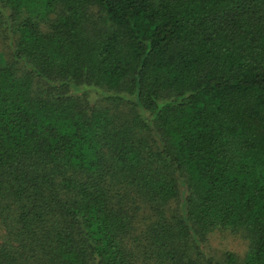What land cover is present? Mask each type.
Returning a JSON list of instances; mask_svg holds the SVG:
<instances>
[{"label":"trees","instance_id":"trees-1","mask_svg":"<svg viewBox=\"0 0 264 264\" xmlns=\"http://www.w3.org/2000/svg\"><path fill=\"white\" fill-rule=\"evenodd\" d=\"M0 264H264V0H0Z\"/></svg>","mask_w":264,"mask_h":264},{"label":"rangeland","instance_id":"rangeland-1","mask_svg":"<svg viewBox=\"0 0 264 264\" xmlns=\"http://www.w3.org/2000/svg\"><path fill=\"white\" fill-rule=\"evenodd\" d=\"M206 250L214 256H220L226 250L242 255L246 250V243L229 231H217L211 237Z\"/></svg>","mask_w":264,"mask_h":264}]
</instances>
